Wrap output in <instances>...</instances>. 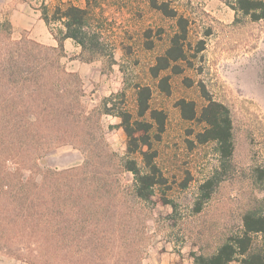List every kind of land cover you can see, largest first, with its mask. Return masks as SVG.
I'll return each mask as SVG.
<instances>
[{"label": "rangeland", "instance_id": "374dc122", "mask_svg": "<svg viewBox=\"0 0 264 264\" xmlns=\"http://www.w3.org/2000/svg\"><path fill=\"white\" fill-rule=\"evenodd\" d=\"M159 1L168 2L170 8L188 20L190 64L180 62V74L169 70L164 73L170 76L169 95L158 90L149 68L168 47L176 25L174 19L153 9L150 0L90 2L88 31L97 36L99 56L92 62H83L80 53L76 55V50L68 46L61 63L79 77V104L86 111L99 105L101 99L122 93L115 100V107H123L135 116V87L151 88L150 107L167 115L161 140L154 143L156 164L167 182L156 188L153 200L165 197L170 203L149 204L129 196L132 175L119 168L125 153V136L115 116L102 115L96 132H72L81 134L83 141L91 135L101 138L102 147L88 146L89 140L83 148L52 144L31 168H20L21 179L32 178L39 184L48 170L52 172L47 175L50 183L55 179L53 173L78 169L74 175L57 178L64 177L73 184L76 193L89 191L90 199L79 202L86 212L82 215H123L127 224L125 248H114L105 253L104 259L94 258L101 264L114 263L109 257L118 254L117 264H195L197 257L212 253L224 235L240 231V213L256 207L254 200L263 197L252 171L264 166V20L251 22L240 14L235 19L234 12L222 0ZM22 2L39 7L42 15H47L52 35L63 30V22L51 17L56 8L64 9L69 4L86 7L84 0ZM7 36L11 40L32 39L27 32L13 31L4 20L0 23V39ZM201 42L203 49L196 52ZM200 83L215 101L227 107L232 120L234 148L224 170L214 143L190 148V131L199 132L203 125L183 120L176 107L180 99L193 101L199 114L206 104L200 95ZM92 121L87 123L96 126ZM6 168L15 171L18 165L9 159ZM216 174L221 177L210 198L202 200L205 190L200 191V186ZM113 193L118 196L114 198ZM254 244L264 248L260 236H254ZM0 264L35 263L30 262L23 245L8 249L0 240Z\"/></svg>", "mask_w": 264, "mask_h": 264}, {"label": "trees", "instance_id": "16d2710c", "mask_svg": "<svg viewBox=\"0 0 264 264\" xmlns=\"http://www.w3.org/2000/svg\"><path fill=\"white\" fill-rule=\"evenodd\" d=\"M92 1L84 0L85 8L69 4L64 9H55L52 20L63 22V30L52 35L55 47L27 38L11 40L7 36L0 39V240L8 249L23 245L30 262L35 264H101L94 258L104 259L107 257L105 253L114 248H125L123 238L127 224L123 215H101L98 218L82 215L86 212L79 202L90 199L89 191L77 190L76 193L73 184L66 182L64 177L57 178L62 174L65 177L74 175L78 169L53 173L55 179L50 183L47 175L52 172L49 170L44 173L40 184L32 178H20V168H31L52 144L83 148L89 140L88 146L102 147L101 138L91 135L83 143L81 134L72 132L84 129L96 132L102 115L115 116L125 136V153L119 161V168L132 175L129 196L152 204L156 188L167 182L156 164L157 151L154 148V143L161 140L165 130L167 115L163 110L150 107L151 88L147 85L135 87V116L123 107H115L114 102L123 96L122 93L111 94L101 99L95 108L86 111L79 104V77L67 71L61 63L65 56V39L80 46L79 58L83 62H92L99 56L97 36L88 31L87 6ZM222 1L234 12L235 19L240 14L251 22L264 20V0ZM150 6L164 17L175 20L176 30L168 47L149 68V75L157 81L158 90L169 95L170 76L164 73L169 70L172 74H180L182 67L179 63L190 64L187 56L190 46L187 42L188 20L178 15L166 1L150 0ZM43 19L49 24L45 13ZM199 44L196 52L203 49L202 42ZM199 91L206 101L199 114L193 101L180 99L176 102L183 120L203 125L199 132L190 131L193 140L187 142L190 148L214 143L220 167L224 170L234 148L229 110L215 101L201 83ZM91 119L96 126L87 123ZM9 159L16 161L18 168L15 171L7 170L6 161ZM220 177L216 174L200 186V191L205 190L202 200L210 198ZM252 178L263 197L254 200L256 207L240 213V231L224 235L215 250L206 257H197L195 264H230L233 261L264 264V248L254 244V236H260L264 243V166L256 167ZM68 179L72 180L70 176ZM117 196L118 193H113L114 198ZM155 203L167 205L170 201L162 197ZM119 255L109 257L114 262L111 264H117Z\"/></svg>", "mask_w": 264, "mask_h": 264}, {"label": "crops", "instance_id": "0c3cea01", "mask_svg": "<svg viewBox=\"0 0 264 264\" xmlns=\"http://www.w3.org/2000/svg\"><path fill=\"white\" fill-rule=\"evenodd\" d=\"M4 20L10 23L13 31L27 32L30 38L40 44L56 46V41L48 29V24L44 21L42 10L39 7L30 6L22 0H0V23ZM63 46L67 54L68 46L76 50V55L81 50L80 46L71 39H65Z\"/></svg>", "mask_w": 264, "mask_h": 264}]
</instances>
